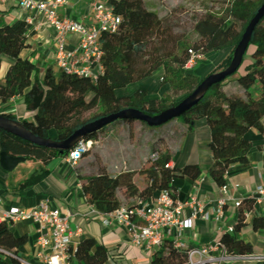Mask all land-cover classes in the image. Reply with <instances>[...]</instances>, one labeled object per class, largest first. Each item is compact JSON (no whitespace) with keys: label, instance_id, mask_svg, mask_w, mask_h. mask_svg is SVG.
Returning a JSON list of instances; mask_svg holds the SVG:
<instances>
[{"label":"trees","instance_id":"trees-1","mask_svg":"<svg viewBox=\"0 0 264 264\" xmlns=\"http://www.w3.org/2000/svg\"><path fill=\"white\" fill-rule=\"evenodd\" d=\"M199 1L205 12L190 14L182 11L179 4L182 0H163L158 6L151 0H109L114 13L122 21L117 32H106L101 36L103 72L96 81L59 70L40 82L36 64L22 58V53L31 47L32 34L28 23L24 20L7 25L0 23V71L4 58L14 61L4 80L0 79V109L12 99L22 97L27 108L32 110L34 99L30 89L38 86L43 97L34 110L33 122L19 120L10 113L6 116L21 122L39 138L51 139L53 130L56 133L53 140L63 142L85 125L127 109H138L153 117L176 107L205 78L230 66L249 23L264 4V0ZM222 50H229L228 57L207 77L200 78L193 70L185 69L193 54L205 56ZM160 68L164 70L161 85H169L170 89L158 101L146 102L147 92L144 90L128 97L117 96L118 90L151 77ZM201 119L207 121L211 132L209 149L214 164L208 174L222 188L227 185V172L231 165L249 163L252 146L242 137L243 133L256 129L264 135V19L256 27L237 73L214 85L182 117L160 127H150L135 120H117L85 138L86 142H98L111 139L109 137L117 128L129 131L133 127H142L151 139L147 154L140 143L142 139L136 141L141 156L139 164L129 155L131 150L109 153L90 149L83 155L77 172L83 181L88 204L112 213L122 207H133L162 191H169L177 201L178 190L173 186V180L185 176L196 179L201 172L196 166H187L183 170L167 167L170 158L165 151H177L182 137L190 133L194 123ZM0 136L2 152L25 157L27 161H40L45 167L40 175L33 176L24 186L41 180L52 160L70 153L60 156L57 150L32 144L2 130ZM125 136L127 138L122 142H130L131 136ZM155 154L159 155V160L150 165ZM146 165L151 166L147 179L138 180L137 171ZM244 203L242 201L239 208L237 230L244 227L246 215L253 206L251 202L244 210ZM258 222L254 224L256 230ZM25 241V238L13 235L7 222L0 223V249L16 256L17 249ZM220 242L231 255L252 254V247L236 242L231 233H225ZM103 250L95 241L85 239L76 249L75 260L78 264H104ZM186 262V253L167 239L163 247L152 255V264Z\"/></svg>","mask_w":264,"mask_h":264},{"label":"crops","instance_id":"crops-1","mask_svg":"<svg viewBox=\"0 0 264 264\" xmlns=\"http://www.w3.org/2000/svg\"><path fill=\"white\" fill-rule=\"evenodd\" d=\"M96 0H73L69 7L63 8L62 16L74 20H84L92 22V5ZM31 16L30 13L21 10L17 5L0 6V23L7 25L18 20H24ZM33 24H28L32 34L30 38L31 47L22 53L23 59H29L36 64L39 69V80L42 82L49 74L57 73L59 70L55 64L54 52L55 41L54 32L41 15H33ZM78 36L71 37V44L75 45ZM229 50L212 52L205 56L206 60L214 58V63L210 67H199L196 75L200 78L207 77L212 71L228 57ZM14 64L10 58H4L0 71V79L4 80L8 69ZM160 71V70H159ZM156 72L152 75V83L158 91L153 97L150 90L144 84L151 81L145 79L141 87L147 92L146 102L158 101L169 92V85H161L163 72ZM157 75V76H156ZM138 83V82H137ZM132 85V86H131ZM137 86V84H136ZM135 84L126 86L125 90L117 91L118 97H128L133 94L132 88ZM136 88V87H135ZM132 89V91H128ZM31 96L34 99L33 109L29 110L22 97L12 99L8 104L3 105L0 113L13 114L19 120L33 122L35 117V98L43 96V91L38 86H34ZM258 92V88H256ZM258 94V93H257ZM124 130V128H122ZM51 139L56 137L55 131L50 132ZM1 137V136H0ZM250 144L249 163L231 165L227 172V188L229 195L226 197L227 204L224 210V218L220 222H210L203 219L194 221L192 229L181 232L173 230L172 236L167 240L181 242L186 247L209 246L219 243L229 228H235L232 237L236 242L249 244L252 247V254L248 256H236L228 264H264V203L256 202V189L264 183V135L256 129L245 131L242 135ZM101 141H116L120 143L127 137H109ZM132 138V137H131ZM211 132L205 119L194 123V128L190 133L182 137L181 144L177 151L167 149L165 154L170 158L172 168L183 170L187 166H196L200 169V176L196 179L188 176L178 177L173 180V186L178 190V202L184 206L182 219L191 216V209L188 207L193 196H197L204 205L206 211L215 209L218 201L223 198L221 188L208 174L209 169L214 164L212 153L209 149ZM136 145V144H135ZM1 145H0V218L13 207L32 209L37 207L41 201L49 200L51 205L61 211L63 215L70 217L72 226L84 228V235L79 243L85 239H91L97 245L102 246L101 252L104 264H152L153 253L134 248L129 241L128 231L119 226L106 227L102 224L99 215L92 213L87 202V195L84 191L83 181L79 178L77 165L71 164L66 157H59L50 162L47 166V174L38 182L31 185L24 184L33 176L41 174L44 165L42 162L27 161L20 164L13 172H7L1 165ZM131 157L139 164V145L133 146ZM143 159V158H142ZM143 170H138L136 178L141 180ZM160 193V192H159ZM142 200L144 205L152 204L159 195ZM245 201L243 209L246 210L249 203L253 202L250 212L246 215V222L241 230L236 226L240 216V210L235 206L236 202ZM259 220V228L254 229L255 222ZM11 232L16 238H25V243L17 249L16 256L19 260L29 264H45L40 261L39 255L42 250L37 245V225L31 221L9 224ZM214 255H218L214 253ZM0 264H22L17 259L0 253Z\"/></svg>","mask_w":264,"mask_h":264},{"label":"built area","instance_id":"built-area-1","mask_svg":"<svg viewBox=\"0 0 264 264\" xmlns=\"http://www.w3.org/2000/svg\"><path fill=\"white\" fill-rule=\"evenodd\" d=\"M72 1L0 0V6L13 3L30 13L31 16L26 19L28 24H33V15H41L54 32V58L58 70L96 81L98 75L103 72L101 36L106 32H117L122 20L114 13L109 0H96L93 3L91 23L62 16L60 11L69 7ZM73 36L79 38L75 45L71 44ZM203 59L204 55L193 54L185 69L194 70ZM93 143L81 141L67 155V160L77 165ZM158 160L159 155L155 154L150 161L154 164ZM167 167H171L170 163ZM221 192L223 198L211 211H206L197 196H193L188 204L192 211L188 219H182L184 206L176 201L169 191L160 192L152 204L144 205L139 201L133 207H122L112 213H106L95 205L89 207L92 213L99 215L104 226L125 228L130 244L134 248L153 253L163 247L164 241L172 236L175 229L179 231L178 236H181L183 230L193 228L197 219L220 222L224 218L226 197L229 195L227 185L221 188ZM256 194V202L264 203V183L257 187ZM241 203L242 201L236 202L235 206L240 208ZM24 221H31L37 225V245L42 250L39 255L40 261L45 264H78L75 252L85 232L83 227L72 226L70 217L53 207L49 200L41 201L32 209L13 207L0 218V223L16 224ZM234 231V228H229L228 233L232 234ZM175 246L186 253L185 264H228L236 258L226 251L221 242L209 246L186 247L175 241ZM217 252L218 255H214ZM0 253L11 256L22 264H29L6 250L0 249Z\"/></svg>","mask_w":264,"mask_h":264},{"label":"water","instance_id":"water-1","mask_svg":"<svg viewBox=\"0 0 264 264\" xmlns=\"http://www.w3.org/2000/svg\"><path fill=\"white\" fill-rule=\"evenodd\" d=\"M264 19V4L259 9L255 17L249 23L240 43L234 51L233 59L230 66L218 73H213L203 80L198 88L184 99L176 107L167 109L156 116H148L138 109H127L120 113L104 117L95 122L85 125L81 129L77 130L69 139L63 142H58L52 139H43L35 136L30 130H28L21 122L14 121L6 116L4 113H0V130L8 132L16 137L30 142L32 144L59 151V155L63 156L66 152L71 151L75 146L85 138L117 120H135L146 123L150 127H160L173 119H177L186 114L191 108L196 106L207 94V92L216 84H219L226 80L228 77L237 73L243 64L244 56L249 48V44L252 35L258 26V24ZM35 98L36 107L42 100ZM25 157L10 156L5 152L1 153V165L7 172H13L20 164L26 163Z\"/></svg>","mask_w":264,"mask_h":264},{"label":"rangeland","instance_id":"rangeland-1","mask_svg":"<svg viewBox=\"0 0 264 264\" xmlns=\"http://www.w3.org/2000/svg\"><path fill=\"white\" fill-rule=\"evenodd\" d=\"M162 1L163 0H151V3H153L155 6H158V5H161ZM179 4H181L180 6L183 8L182 11L188 12L190 14H193L195 12H203L205 10V8L203 7L202 2L199 1V0H182V3H179ZM205 56H204V59L199 63V65L197 67H195V69L193 70L194 73H196V71L199 72V67H200L201 64H203L204 67H210V66L213 65L214 58L213 57L209 58V61H208V60H206ZM159 70L156 71L157 74H159L158 72H163L164 73L163 68H160ZM151 77H149V78H151ZM149 78H147V79H149ZM149 80H151V81L145 83L144 87H147L146 89L150 90V95H151V97H153L155 94L158 93V91L156 90L155 84L152 83V79H149ZM144 81L145 80L140 81L138 83H134L136 88L135 87L132 88V89H134L133 91H132V89H128V91H132L133 94H134L138 90H144V89L140 88L141 85H139V84H141ZM134 84H133V86H134ZM136 84H137V86H136ZM160 84H161V80H160ZM125 89L126 88H122V89H120L118 91L125 90ZM89 113L90 112H88L87 114H89ZM145 131H146V129L142 128V127H138V128H136V127L134 128L133 127L129 131L128 130L127 131L123 130L122 128H117L115 131H113V134H112L113 138L114 137L121 138L125 134H128L129 136L132 137L130 142L123 143L121 141L120 144H119V143H115L116 141L106 140V141H101L100 143H96V144L93 143V145L91 146V149L92 150H104V151H108L109 153H116L117 151H126V150L127 151H130V150L132 151L134 144H136V141L140 142V140L142 139V142H140V143H141L142 147L145 148L146 154H147V152L150 151V148H151V139L149 137H147V134H146ZM143 137H144V139H143ZM151 164L152 163L150 162V165ZM150 165H146L142 169L143 172L140 175L141 179H144V180L147 179L148 171L151 168Z\"/></svg>","mask_w":264,"mask_h":264}]
</instances>
